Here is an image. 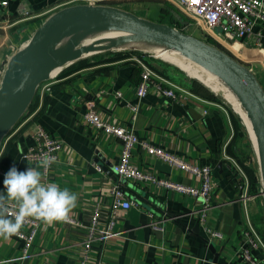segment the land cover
Returning a JSON list of instances; mask_svg holds the SVG:
<instances>
[{
	"label": "crops",
	"instance_id": "obj_1",
	"mask_svg": "<svg viewBox=\"0 0 264 264\" xmlns=\"http://www.w3.org/2000/svg\"><path fill=\"white\" fill-rule=\"evenodd\" d=\"M6 1L8 5L0 8V76L5 67L3 55L15 48L25 36H31L51 14L65 8L66 0ZM100 5L123 9L164 24L172 18V12L162 18L164 11L174 8L172 0H106ZM258 30L261 31L259 43L250 39L235 40L223 48L238 62L252 68L264 89V25ZM230 45L252 62L241 60L229 50ZM162 63L178 69L214 95L220 94L245 128L238 111L221 90L203 76L197 77L178 64ZM137 70L135 63L123 60L76 73L66 72L46 83L48 90L43 93L47 96L44 107L39 111L41 96L38 107L20 121L2 146L0 171L6 175L12 167L18 172L26 171L29 166L35 167L22 156L36 143L35 133L41 127L58 137L66 147L59 153L49 179H43V182H55L61 188L67 187L76 193L77 207L69 214L71 224L60 222L46 226L40 222L37 236L26 256L20 255L23 246L20 240L14 236L9 240L0 238V260L25 257L16 259L15 264H78L83 258L84 227L94 206L99 205L102 212L106 211L107 193L116 181L112 166L117 164L122 148L116 139L107 138L82 122V114L93 108L103 120L132 130L140 139L192 165L210 167L215 189L211 205L205 212V227L220 232L223 240L207 243L204 229L194 213L201 207L200 201L172 194L153 184L126 181L122 187L134 206L118 213L111 236L101 243L92 244L88 264H239L244 212L239 179L235 170L224 161L222 151L232 135L226 111L206 98L203 89L197 88L199 94L191 93L190 82L169 71L165 73L168 80L192 96L177 94L178 99L172 100L150 88L148 94L138 100L135 95L139 80ZM116 92H120V97L115 96ZM134 104H138L140 110L132 122L129 106ZM132 162L138 169L156 177L191 187L199 185L187 172L174 170L141 149L133 152ZM3 180L4 177L0 176V192L4 191ZM256 200L252 199L251 203ZM256 205L260 207L261 200ZM252 210L257 211V208ZM149 214L153 215L159 229L149 226ZM196 223L198 229H195ZM261 223L264 224L263 214ZM210 245L216 255L209 250Z\"/></svg>",
	"mask_w": 264,
	"mask_h": 264
},
{
	"label": "built area",
	"instance_id": "obj_2",
	"mask_svg": "<svg viewBox=\"0 0 264 264\" xmlns=\"http://www.w3.org/2000/svg\"><path fill=\"white\" fill-rule=\"evenodd\" d=\"M106 0H66L65 7L74 5H100ZM176 7L191 23L189 26L200 28L204 36L212 38L220 45H226L235 40H253V43H259L261 31L258 27L264 25V0H172ZM8 5V1L0 0V8ZM178 29L176 26H172ZM182 31V30H181ZM184 32V31H183ZM31 36H25L24 39L12 50L6 52L5 64L13 53L23 48ZM140 70L139 80L135 87V95L138 100L144 98L150 88L154 89L158 95L178 99L177 94L183 96H192L186 90L162 78L155 73L141 58L137 56L129 59ZM254 74L255 71L249 68ZM61 72V71H60ZM50 78V80L55 79ZM49 80V81H50ZM48 82V81H47ZM38 88L40 97L44 91L48 90L46 83L41 84ZM120 97V92L115 93ZM131 121L134 122L140 110L138 104L129 106ZM82 122L85 125L101 132L107 138H114L120 142L122 148L119 154L117 164L112 166V172L116 181L109 187L107 193L108 206L105 212L102 207L96 205L90 212L89 221L84 227L86 229V240L84 242V255L78 264H88V252L93 243H101L114 232L117 224L118 213L129 210L134 204L126 198L122 184L126 181L153 184L158 188H164L166 191L178 195L188 196L196 201H200L201 207L194 213L197 216L199 225L204 229L207 243L211 244L214 240L222 241L223 235L220 232L205 227L207 218L206 210L211 205L212 195L215 189V183L209 166H196L187 161L154 146L140 139L130 129L117 126L111 122L103 120L101 116L93 109L89 108L82 114ZM35 144L28 148L22 158L26 162L36 166L44 156L54 157L55 161L50 163L45 170L41 168L43 179L48 180L52 168L58 161L59 153L65 150L63 142L43 128L38 127L35 133ZM141 149L147 155L154 156L158 160L167 164L170 168L187 172L196 181L198 187L186 186L166 178H160L149 172L142 171L132 162V154L136 149ZM224 159L237 170L239 181L240 199L244 212V227L241 232V242L238 250L239 264H264V239L257 233L250 219L247 204L251 197L248 196V179L241 171L236 161L224 154ZM0 176L5 177V173L0 171ZM257 193L263 196V189L260 183L257 185ZM151 219L149 226L153 229H159L153 220V215L149 214ZM72 221L68 224H71ZM40 222L30 220L24 225L25 231L21 230L19 236H14L23 243L21 256L28 254L29 248L39 231ZM254 253L259 255L256 256ZM102 264V263H97Z\"/></svg>",
	"mask_w": 264,
	"mask_h": 264
},
{
	"label": "water",
	"instance_id": "obj_3",
	"mask_svg": "<svg viewBox=\"0 0 264 264\" xmlns=\"http://www.w3.org/2000/svg\"><path fill=\"white\" fill-rule=\"evenodd\" d=\"M172 14L182 25L186 24L180 15ZM92 31H112L122 36L106 46L99 42L82 45L83 33ZM138 42L153 43L180 54L217 77L232 92L255 140L264 199V89L255 74L195 36L112 6L82 4L62 8L45 19L26 45L11 55L0 76V147L27 111L38 87L50 80L52 71H62L79 60L106 52H143L133 48L120 50ZM209 250L216 255L212 245Z\"/></svg>",
	"mask_w": 264,
	"mask_h": 264
},
{
	"label": "clouds",
	"instance_id": "obj_4",
	"mask_svg": "<svg viewBox=\"0 0 264 264\" xmlns=\"http://www.w3.org/2000/svg\"><path fill=\"white\" fill-rule=\"evenodd\" d=\"M55 161L44 156L35 167L18 172L15 167L6 173L0 192V238L9 240L19 236L30 220L46 226L54 223H70V213L77 207V194L55 182H43L41 168L47 169ZM0 260V264H15L16 259Z\"/></svg>",
	"mask_w": 264,
	"mask_h": 264
},
{
	"label": "trees",
	"instance_id": "obj_5",
	"mask_svg": "<svg viewBox=\"0 0 264 264\" xmlns=\"http://www.w3.org/2000/svg\"><path fill=\"white\" fill-rule=\"evenodd\" d=\"M165 14L162 15V18L164 16H167L169 13L174 12L177 13L178 15H180L182 17V21H187L189 22V20L183 16L182 14H180L178 11H176L175 7H169L166 11H164ZM172 19L177 23V25H173L176 26L178 28V30H181V27L183 26L180 22H178V20H176L174 18L173 15H171ZM161 18V19H162ZM169 25V24H168ZM172 26V25H170ZM183 32V31H182ZM206 43H208L209 45L215 46L218 49L224 51L225 53H227L225 51V49H223V47H221L217 42H215L212 38L207 37L206 38ZM232 46V45H231ZM229 54V53H227ZM147 53H143V52H139V51H121V52H106L103 54H98V55H94L82 60H79L75 63H73L72 65L68 66L67 68H64L58 75L57 77H59L60 75L64 74V73H76L82 69L85 68H90V67H94V66H107L111 63H115L118 61H123V60H129L134 56H137L138 58H141L145 63H147L150 67H152L148 61L145 58H148ZM130 61V60H129ZM132 62V61H131ZM156 72H158L159 74H161L163 76L162 72H159L156 68L152 67ZM138 72H140V70H137ZM193 81V80H192ZM195 83H197L196 81H193ZM47 83V82H44ZM199 84V83H197ZM200 85V84H199ZM195 86H191L189 88V91L191 93L194 94H199L197 92V89H194ZM203 89L202 91L206 94V98L210 99L211 101H215L214 103L219 104L221 107L224 108V110L226 111L227 114V118H228V122L230 125V129H231V138L228 141L227 145L225 147H223L222 151L224 152V154L232 159H234L235 161H237L235 159L236 156H238V153L240 152L239 148L235 147L236 144H238L241 140V138L243 139V129L244 127L241 124L240 119L238 118V116L236 114H234L232 112V110L225 104V102L220 99L219 97L215 96L212 92H210L209 90H207L205 87H203L202 85H200L198 87V89ZM39 89H37L35 96L31 102V104L29 105L27 111L25 112V114L21 117V119L17 122V124L13 127V129L9 132V134L4 138V140L2 141L0 150L2 148V146L7 143L6 139L9 137V135L13 132V130L19 125L20 121L26 117L27 114L32 113L39 105L40 102V94H39ZM199 89V90H200ZM46 94H43L42 96V105L39 111H41V109L44 107L45 105V99H46ZM38 111V112H39ZM253 151V150H251ZM252 154H254L252 152ZM254 157V156H253ZM226 162V160H224ZM238 163L239 166H241V168L243 169V171L245 172V176H247L248 179V185H249V193H256V187L257 185L260 183L259 181V177H258V170H257V165L255 163V160H253L252 163L249 164V166L242 164L240 162H236ZM229 164V163H228ZM229 166L231 167V165L229 164ZM232 168V167H231ZM235 176L237 177V173L235 171ZM239 179V178H238ZM240 181V179H239ZM264 218V215H263Z\"/></svg>",
	"mask_w": 264,
	"mask_h": 264
},
{
	"label": "bare ground",
	"instance_id": "obj_6",
	"mask_svg": "<svg viewBox=\"0 0 264 264\" xmlns=\"http://www.w3.org/2000/svg\"><path fill=\"white\" fill-rule=\"evenodd\" d=\"M82 36L83 37L80 40H81L82 45H84V46L93 44L95 42H99L100 46H106L109 42H111L113 40H117L122 35H120L119 33H116V32H112V31H92V32L83 33ZM64 43H65V41H63L60 44V46H63ZM132 48L133 49H140L141 51H143V52H145L147 54H150L154 58H159V59H162V60L174 63V64L175 63L176 64L177 63H182V64L186 65L187 68H185V70H188L189 72H192L194 74L203 75V77H205L206 80L209 79L210 83L215 85L214 87H216L219 90H221L229 98L230 103L238 111L239 116H240V118L242 119V121H243V123L245 125L246 132L249 134L248 137H249V140H250V143H251V148H252L253 153H254V160H255V163L257 165L258 177H259V169H258V160H257V157H256L255 140H254V137H253L251 129H250V124H249V122H248V120H247V118L245 116V113H244L243 109L241 108L238 100L232 94V92H230V90L217 77H215L211 73L207 72L202 67H200V66L192 63L191 61L187 60L186 58H184L180 54H178L176 52H173L171 50H167L163 46H159V45H155L153 43H147V42H138V43H133L131 45L122 46L120 48V50L132 49ZM88 56H91V55H88ZM167 58H173V59H176V60H171V59H167ZM60 71L61 70H59V69H56V70L52 71L50 73V77L54 78ZM207 83L208 82H206V84ZM259 179H260V177H259Z\"/></svg>",
	"mask_w": 264,
	"mask_h": 264
},
{
	"label": "rangeland",
	"instance_id": "obj_7",
	"mask_svg": "<svg viewBox=\"0 0 264 264\" xmlns=\"http://www.w3.org/2000/svg\"><path fill=\"white\" fill-rule=\"evenodd\" d=\"M176 11H178L180 14H182L176 7H175ZM173 15V14H172ZM183 15V14H182ZM184 16V15H183ZM181 17V16H180ZM175 18V17H174ZM149 20V18H146ZM152 19V18H151ZM176 19V18H175ZM182 19V17H181ZM177 20V19H176ZM151 21V20H150ZM154 22V21H153ZM157 22V21H156ZM183 22H186L185 25H183L181 27V30L188 33L189 35H192V36H195L203 41H206V37L204 36V32L200 29V28H196V27H192V26H189L191 23L190 22H187V21H183ZM167 24L169 25H177V23L172 19V18H169V20L166 22ZM216 42V41H215ZM220 45V44H219ZM18 46V44L16 45ZM221 46V45H220ZM224 46V45H223ZM221 46V47H223ZM13 49V48H11ZM225 49V48H223ZM229 50H231V52H233L234 54H236L238 57L241 58V60L245 61V62H252L250 60V58H248L246 55H243L241 54L240 52H237L236 50L232 49L231 45L229 46ZM226 51V49H225ZM227 52V51H226ZM229 53V52H227ZM231 56V54H229ZM148 63L156 68L159 72H162L163 73V76L161 74H159L158 72H156L152 67H150L147 63V65L155 72L157 73L159 76H161L162 78L164 79H167L168 80V76L167 74H165L166 72H171V73H175L177 74L179 77H181L182 79H185L187 82H190L189 84L192 85V86H195L194 88H198L200 85L193 82L192 80H190L189 78H187L183 73H181L178 69L170 66V65H167V64H164L162 62H166L165 60H162V61H159L157 60V58H154L150 55H148V58H145ZM167 59H171V60H176V59H173V58H167ZM168 62V61H167ZM259 62H263L262 60H259ZM264 63V62H263ZM179 64V66L185 70V68H187L186 65L182 64V63H177ZM6 65V64H5ZM176 65V63H175ZM177 66V65H176ZM256 73V72H255ZM197 74V77L199 76H203V75H199ZM170 78V77H169ZM205 78V77H204ZM209 81V79L207 80ZM210 82V81H209ZM212 84V83H210ZM213 85V84H212ZM215 86V85H213ZM200 89V88H199ZM198 89V90H199ZM216 96H218L220 99H222L225 104L232 110L231 106L222 98V96L220 94H215ZM226 96V95H225ZM233 112V110H232ZM234 113V112H233ZM235 114V113H234ZM249 134L246 132V129L244 128L243 129V139L241 138L240 142L238 144L235 145V147L239 148L240 152L238 153V156L235 157V159L242 163V164H245L246 166L250 163L253 162L254 160V154H252L253 151L252 148H251V143H250V140H249ZM236 161V162H237ZM238 164V163H237ZM239 166V165H238ZM241 171L245 174V172L243 171V169L241 168V166H239ZM233 170H235L233 168ZM236 173H237V177H238V172L237 170H235ZM247 177V176H246ZM248 196H250L251 198L250 199H254L255 198V202L251 203L252 200H250V202L247 204V209H248V213H249V216H250V219L252 221V223L254 224V228L256 229L257 233L264 239V224L261 223V217H262V214L264 215V199H263V196L259 195L257 193V187H256V193H252L250 194L249 193V190H248ZM261 200V206L259 207L258 205H256V203L258 204V202H260ZM251 203V204H250ZM252 208L256 209L257 208V211H253ZM261 211V212H260Z\"/></svg>",
	"mask_w": 264,
	"mask_h": 264
}]
</instances>
